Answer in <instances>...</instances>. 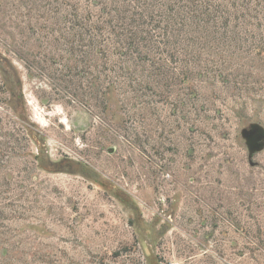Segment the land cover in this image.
I'll return each instance as SVG.
<instances>
[{"label":"rangeland","instance_id":"1","mask_svg":"<svg viewBox=\"0 0 264 264\" xmlns=\"http://www.w3.org/2000/svg\"><path fill=\"white\" fill-rule=\"evenodd\" d=\"M252 123L264 0H0V264H264Z\"/></svg>","mask_w":264,"mask_h":264},{"label":"water","instance_id":"2","mask_svg":"<svg viewBox=\"0 0 264 264\" xmlns=\"http://www.w3.org/2000/svg\"><path fill=\"white\" fill-rule=\"evenodd\" d=\"M243 137L246 138L249 148L252 152L259 151L264 146V127L252 123L249 128L242 130Z\"/></svg>","mask_w":264,"mask_h":264}]
</instances>
